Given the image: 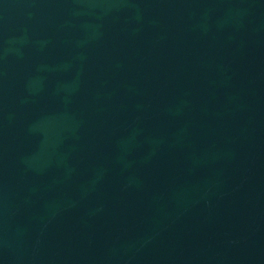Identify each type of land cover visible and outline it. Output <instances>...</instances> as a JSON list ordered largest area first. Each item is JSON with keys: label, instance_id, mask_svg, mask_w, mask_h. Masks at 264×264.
Instances as JSON below:
<instances>
[{"label": "water", "instance_id": "95a60500", "mask_svg": "<svg viewBox=\"0 0 264 264\" xmlns=\"http://www.w3.org/2000/svg\"><path fill=\"white\" fill-rule=\"evenodd\" d=\"M0 264H264V0H0Z\"/></svg>", "mask_w": 264, "mask_h": 264}]
</instances>
